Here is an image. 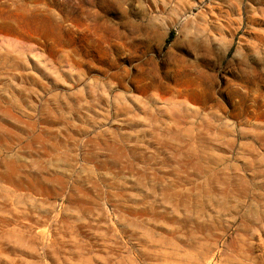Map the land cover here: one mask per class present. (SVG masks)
<instances>
[{
  "label": "rangeland",
  "instance_id": "obj_1",
  "mask_svg": "<svg viewBox=\"0 0 264 264\" xmlns=\"http://www.w3.org/2000/svg\"><path fill=\"white\" fill-rule=\"evenodd\" d=\"M0 264H264V0H0Z\"/></svg>",
  "mask_w": 264,
  "mask_h": 264
},
{
  "label": "trees",
  "instance_id": "obj_2",
  "mask_svg": "<svg viewBox=\"0 0 264 264\" xmlns=\"http://www.w3.org/2000/svg\"><path fill=\"white\" fill-rule=\"evenodd\" d=\"M173 36V32H171V34H170V37H172Z\"/></svg>",
  "mask_w": 264,
  "mask_h": 264
}]
</instances>
